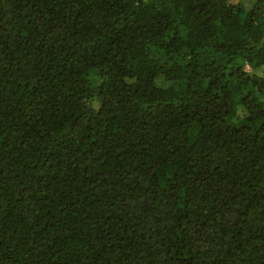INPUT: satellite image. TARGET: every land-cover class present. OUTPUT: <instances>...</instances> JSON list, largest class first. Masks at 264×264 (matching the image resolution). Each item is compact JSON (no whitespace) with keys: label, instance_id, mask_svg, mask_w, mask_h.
Listing matches in <instances>:
<instances>
[{"label":"trees","instance_id":"1","mask_svg":"<svg viewBox=\"0 0 264 264\" xmlns=\"http://www.w3.org/2000/svg\"><path fill=\"white\" fill-rule=\"evenodd\" d=\"M0 264H264V0H0Z\"/></svg>","mask_w":264,"mask_h":264},{"label":"rangeland","instance_id":"2","mask_svg":"<svg viewBox=\"0 0 264 264\" xmlns=\"http://www.w3.org/2000/svg\"><path fill=\"white\" fill-rule=\"evenodd\" d=\"M231 1L232 2H237L239 0H231ZM243 1H244V3H245L247 8H249L252 5V2H253V0H243ZM245 66H246L247 70L255 71L257 73H261L262 72L261 68H253L249 63H246Z\"/></svg>","mask_w":264,"mask_h":264}]
</instances>
